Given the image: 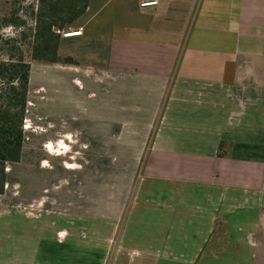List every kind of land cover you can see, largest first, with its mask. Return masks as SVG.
<instances>
[{"label": "crops", "instance_id": "obj_1", "mask_svg": "<svg viewBox=\"0 0 264 264\" xmlns=\"http://www.w3.org/2000/svg\"><path fill=\"white\" fill-rule=\"evenodd\" d=\"M158 1L109 25L104 66L46 73L63 135L135 183L95 162L51 213L0 216V264H264V0Z\"/></svg>", "mask_w": 264, "mask_h": 264}, {"label": "rangeland", "instance_id": "obj_2", "mask_svg": "<svg viewBox=\"0 0 264 264\" xmlns=\"http://www.w3.org/2000/svg\"><path fill=\"white\" fill-rule=\"evenodd\" d=\"M6 1L0 0V18L5 17ZM140 1L91 0L86 14L76 26L63 30V39L60 45L61 56H72L77 61V64H70V66H104L108 59L109 25L113 21L134 22L136 20L135 11ZM79 28L82 29L81 35L64 36V32ZM18 32L19 29L13 25L0 27V58H9L16 53L13 46L16 42L18 45ZM29 58L27 54V59ZM31 66L29 105L24 124L25 139L22 158L19 162L7 164V193L4 194V197L0 196V200L1 198L7 199V201L19 204L0 202V216L13 215V212L18 213V210L27 217H37L41 214L44 216L45 213H51L50 210H46L45 206L61 205L59 197H61L60 190L64 184L69 181L70 185H76L81 179L80 176L84 169L87 174H91L89 170L93 171L95 162L98 165L101 163L103 172L101 171V178L98 179V182L103 188L109 184H116L119 188L122 186L121 189L124 188V185H129V187L133 185L139 172H133L136 165L131 162V157L128 159L122 155L118 160L112 161L114 165H118L117 169L118 167L123 169L120 174L119 169L118 174L112 173L116 168L105 173L108 161L100 162L90 158L91 154L89 153L93 151V144L79 142L77 139L81 138H77L78 134L72 139L63 135V131L74 134L78 124L68 119L66 122L58 120V116L61 115L60 118L63 119L68 115V112L66 115H62L61 106H63L64 100L58 98L56 101V98L61 95V91H51L50 86L47 85L46 73L47 71H58L63 66L69 67V64L55 63L54 66H51V64L32 61ZM47 88H49L48 91L50 90L51 99H49ZM62 92L63 95L68 96L66 103L68 100L74 99L72 93ZM56 108H59L60 111ZM90 179L92 180V177ZM86 183L91 185L93 180H88ZM115 188L118 189L116 186ZM101 194L106 193L102 191ZM35 196L37 198H34Z\"/></svg>", "mask_w": 264, "mask_h": 264}, {"label": "trees", "instance_id": "obj_3", "mask_svg": "<svg viewBox=\"0 0 264 264\" xmlns=\"http://www.w3.org/2000/svg\"><path fill=\"white\" fill-rule=\"evenodd\" d=\"M90 1H6V14L0 18V27L13 25L19 32L18 45L16 42L13 46L16 53L0 58V194L5 192L8 183L7 164L22 158L31 62L77 64L72 56L60 54L62 33L65 28L76 26L86 14Z\"/></svg>", "mask_w": 264, "mask_h": 264}, {"label": "built area", "instance_id": "obj_4", "mask_svg": "<svg viewBox=\"0 0 264 264\" xmlns=\"http://www.w3.org/2000/svg\"><path fill=\"white\" fill-rule=\"evenodd\" d=\"M158 2H159L158 0H141L139 5L141 7H149V6L157 5ZM81 34H82L81 28L64 32L65 37H73V36H78Z\"/></svg>", "mask_w": 264, "mask_h": 264}, {"label": "bare ground", "instance_id": "obj_5", "mask_svg": "<svg viewBox=\"0 0 264 264\" xmlns=\"http://www.w3.org/2000/svg\"><path fill=\"white\" fill-rule=\"evenodd\" d=\"M27 125V124H26Z\"/></svg>", "mask_w": 264, "mask_h": 264}]
</instances>
